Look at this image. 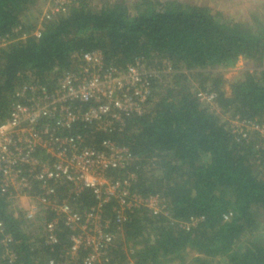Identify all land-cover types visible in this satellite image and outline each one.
Instances as JSON below:
<instances>
[{
  "label": "trees",
  "instance_id": "obj_1",
  "mask_svg": "<svg viewBox=\"0 0 264 264\" xmlns=\"http://www.w3.org/2000/svg\"><path fill=\"white\" fill-rule=\"evenodd\" d=\"M33 2L0 0V38L11 41L0 45V122L17 100V88L30 82L54 88L76 65V51L100 49L106 64L117 68L139 57L150 66L164 58L172 68L171 79L151 83L144 111L127 118L122 130L92 134L78 125L66 132L127 146L136 157L133 189L142 197L158 195L168 212L138 208L116 237L109 261L94 264H264V137L255 131L238 139L223 117L264 122V17L232 19L185 0H77L38 26L24 22ZM241 59L256 64L227 90L214 70ZM200 90L216 92L215 108L200 101ZM83 193L75 204L88 209L95 200ZM10 210L0 193V220L15 254L10 264L49 258L83 264L81 257H65L69 230L61 226L51 245L41 226L33 233L22 213ZM191 218L197 222L181 226ZM6 256L0 243V264H9Z\"/></svg>",
  "mask_w": 264,
  "mask_h": 264
},
{
  "label": "built area",
  "instance_id": "obj_2",
  "mask_svg": "<svg viewBox=\"0 0 264 264\" xmlns=\"http://www.w3.org/2000/svg\"><path fill=\"white\" fill-rule=\"evenodd\" d=\"M75 1L47 0L52 10L46 16L53 18ZM6 42L11 41L0 38V45ZM72 56L76 65L58 78L54 88L30 82L14 91L17 100L0 122V193L11 201V211H20L28 223L41 221L47 243L57 244L61 226L69 230L65 252L69 261L81 257L83 264H94L109 261L116 237L138 208L168 212L158 195L142 197L133 189L137 175L131 166L136 157L127 146L108 138L96 143L93 136L66 132L78 125L92 134L122 130L127 118L142 114L152 95L151 83L161 80V72L143 57L123 68L107 65L100 49ZM162 68L172 72L168 61ZM208 93H197L202 103L214 102L217 94ZM232 119L235 124L229 121L228 126L236 138H247L252 130L264 135V122ZM239 124L247 129H238ZM83 192L95 200L88 209L75 204ZM197 219L181 226L188 229ZM11 241L0 220V243L9 264L15 258ZM42 264L58 262L49 258Z\"/></svg>",
  "mask_w": 264,
  "mask_h": 264
},
{
  "label": "rangeland",
  "instance_id": "obj_3",
  "mask_svg": "<svg viewBox=\"0 0 264 264\" xmlns=\"http://www.w3.org/2000/svg\"><path fill=\"white\" fill-rule=\"evenodd\" d=\"M134 1V0H132ZM188 2H198V3H205L210 5L211 7H216L220 10H222L226 16L232 19H249L255 15H261L264 17V0H185ZM95 4H98L96 0H94ZM262 4V5H261ZM53 5V4H52ZM51 5V6H52ZM68 8V7H67ZM52 8L49 7L47 0H35V2L31 3L29 5V10L26 11V16L27 19L24 21L26 24H32V23H37L38 26H40L41 21L48 19L46 16L48 12H51ZM59 13V12H57ZM55 13L54 15H56ZM53 15V16H54ZM30 20V21H27ZM16 31V29H15ZM37 32V30L35 31ZM34 32V33H35ZM163 61V62H162ZM148 63V62H147ZM167 63V60H160L158 58L153 59V64L152 67H158L159 71L161 72V80L168 81L171 79V73L168 71V68H162L163 64ZM256 62L252 59H241L240 61L237 62L235 66L232 67H226V68H217L214 71L220 72L223 75L224 80L226 81L225 88L229 90V82L231 80H235L238 78H241L245 70H252L255 66ZM193 86H197V82H193ZM205 86H210L211 84L209 82L204 83ZM214 91H209V95L212 94ZM216 93V92H214ZM209 100V99H208ZM216 99L211 102H203L204 105H208L210 108H215L216 107ZM207 103V104H205ZM212 103V104H211ZM239 116V115H235ZM223 117L227 120V123L232 121L234 116H229V115H223ZM240 117V116H239ZM241 118V117H240ZM224 119V120H225ZM257 120V119H254ZM232 124H235L234 121H232ZM247 129L246 126H243L241 124L238 125V129ZM255 132V131H250L248 133V137ZM260 134V133H259ZM261 135V134H260ZM264 137V135H261ZM247 137V138H248ZM11 204V201H10ZM11 211V210H10ZM41 222V221H40ZM38 223L30 222V230L33 233H37V230H41L39 227ZM196 223V222H195ZM193 225V224H191ZM116 244V242H115Z\"/></svg>",
  "mask_w": 264,
  "mask_h": 264
}]
</instances>
